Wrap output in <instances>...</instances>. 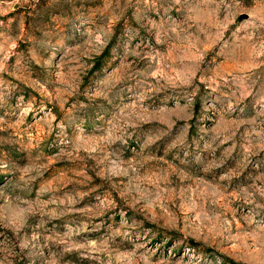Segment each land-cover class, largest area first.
Here are the masks:
<instances>
[{"label": "rangeland", "instance_id": "1", "mask_svg": "<svg viewBox=\"0 0 264 264\" xmlns=\"http://www.w3.org/2000/svg\"><path fill=\"white\" fill-rule=\"evenodd\" d=\"M0 264H264V0H0Z\"/></svg>", "mask_w": 264, "mask_h": 264}, {"label": "trees", "instance_id": "2", "mask_svg": "<svg viewBox=\"0 0 264 264\" xmlns=\"http://www.w3.org/2000/svg\"><path fill=\"white\" fill-rule=\"evenodd\" d=\"M107 52H105L104 56L100 57L99 61L96 64L97 69H101L103 59L106 57ZM192 246H196L194 243H192Z\"/></svg>", "mask_w": 264, "mask_h": 264}]
</instances>
